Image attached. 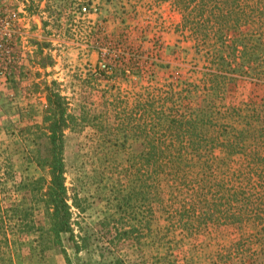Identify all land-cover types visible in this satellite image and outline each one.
<instances>
[{"label":"trees","instance_id":"16d2710c","mask_svg":"<svg viewBox=\"0 0 264 264\" xmlns=\"http://www.w3.org/2000/svg\"><path fill=\"white\" fill-rule=\"evenodd\" d=\"M153 1H170L180 11L179 29L194 41L202 76L195 81L172 73L162 82L152 74L146 52L115 58L114 80L104 75L102 110L78 115L63 82L47 70L54 62L38 67L36 91L47 100L43 124L49 144L44 154H35L44 174L24 184L44 207L45 224L36 222L33 210H21L17 220L8 218L14 212L0 209V259L10 251L11 234H38L41 252L59 247L69 260L66 240L78 252L90 244L75 234L72 208L80 205L70 203L66 183L65 131L77 125L97 128L109 143L104 167L118 177L107 202L122 215L107 212L100 223L114 233L112 241L137 237L132 232H141L140 225L122 227L126 215L148 225L161 203L169 224L187 237L228 225L240 242H264V0ZM91 10L79 3L76 12ZM135 68L139 80L126 75ZM94 69L88 79L104 71L100 64ZM125 77L133 90L125 92L118 81Z\"/></svg>","mask_w":264,"mask_h":264},{"label":"rangeland","instance_id":"374dc122","mask_svg":"<svg viewBox=\"0 0 264 264\" xmlns=\"http://www.w3.org/2000/svg\"><path fill=\"white\" fill-rule=\"evenodd\" d=\"M79 3L90 4L92 10L77 13ZM181 19L170 1L0 0V68L7 66L10 71L7 77L0 76L2 213L14 212L8 218L17 219L21 210L30 209L36 214V222L45 224L44 207L33 201L24 184L44 174L35 158L39 152L44 154L49 144L43 124L47 100L44 92L36 91L37 68L54 62L55 66L49 65L47 70H54L53 77L63 82L62 90L78 115L89 109L102 110L101 97L108 88L104 75L113 80L116 76L113 60L138 51L151 58L153 63L148 66L162 82L172 73L197 81L202 76L198 70L201 58L193 39L179 29ZM44 21L51 25L45 28ZM97 64L104 71L88 79ZM134 72L139 69H131L126 75L139 80ZM128 79L118 80L125 92L135 87ZM108 147L104 135L91 125L65 131L70 203L80 205L72 208L75 234L80 242H90L88 247L78 252L73 241L66 240L69 260L59 247L41 252L38 234L25 238L11 234L10 251L0 264H264V242H240L238 231L228 225L213 226L197 238L187 237L169 224L161 203L148 225L138 224L132 213L126 215L122 227L140 225L141 232H132L137 237L112 241L114 233L100 223L107 212L122 215L107 202L118 177L104 167L103 151ZM169 188L164 183L166 198L171 196ZM17 220L7 223L17 224Z\"/></svg>","mask_w":264,"mask_h":264},{"label":"built area","instance_id":"2783aa9c","mask_svg":"<svg viewBox=\"0 0 264 264\" xmlns=\"http://www.w3.org/2000/svg\"><path fill=\"white\" fill-rule=\"evenodd\" d=\"M11 28H13V26ZM0 30H3V28L0 27ZM14 30H15V32H13V33H14V35H16V33H18V32L16 29H14ZM6 33H8V32H6ZM7 73H10L9 67L6 66V68H2V67L0 68V76L5 75L7 77Z\"/></svg>","mask_w":264,"mask_h":264}]
</instances>
